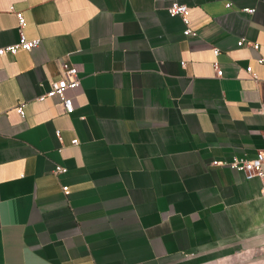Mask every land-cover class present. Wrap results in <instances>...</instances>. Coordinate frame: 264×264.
Returning <instances> with one entry per match:
<instances>
[{
  "label": "crops",
  "instance_id": "crops-1",
  "mask_svg": "<svg viewBox=\"0 0 264 264\" xmlns=\"http://www.w3.org/2000/svg\"><path fill=\"white\" fill-rule=\"evenodd\" d=\"M171 1L0 0V264H264V0Z\"/></svg>",
  "mask_w": 264,
  "mask_h": 264
},
{
  "label": "built area",
  "instance_id": "built-area-1",
  "mask_svg": "<svg viewBox=\"0 0 264 264\" xmlns=\"http://www.w3.org/2000/svg\"><path fill=\"white\" fill-rule=\"evenodd\" d=\"M227 7L231 6L230 2H226L225 4ZM17 17V26H18V37L17 40L8 43L5 45L0 46V55L10 52L15 53L18 49H26L30 50L33 47H36L40 44L41 39L39 37H32L29 38L26 36V34L23 32V27L25 25V17L20 10H16L13 5L10 7ZM242 10L253 12L255 8L253 6H243L241 8ZM168 12L171 15H179L184 23L183 33L186 35H195L196 31L192 29L189 25V17H188V5L183 2L179 1H171V3L167 7ZM244 39H240L238 41L239 44L243 43ZM251 44L258 48L259 44L257 42H251ZM218 49L215 48V52H217ZM258 61L264 63V56H261L258 58ZM63 67V76L53 79L50 82L49 87L44 92V94L41 96V98H44L45 96H55L59 99V101L62 103L64 110L67 113H71L74 110V104H73V98L71 95L67 93V90L69 88H75L80 85V78L78 75V69L74 64H69L66 61L62 62ZM246 70L248 72H252L251 65L246 66ZM216 73L221 74V69L216 67ZM253 74V73H252ZM17 111L20 114L24 113L23 105L19 104L16 107ZM261 112L264 116V103L261 107ZM264 137V132H263ZM73 143H77V138L72 139ZM213 163H221V164H228L232 165L237 169H240L244 171L246 178L251 177H260L263 181V187H264V170H263V164H264V144L261 148H259L254 156L252 157H233L232 159L228 161H221L214 159L212 161ZM67 167L61 164H56L54 167V170L56 172H64L66 171ZM64 192H68L67 185L62 186Z\"/></svg>",
  "mask_w": 264,
  "mask_h": 264
}]
</instances>
